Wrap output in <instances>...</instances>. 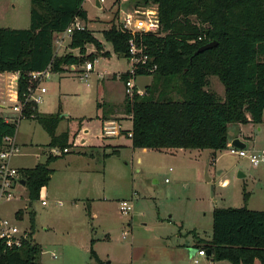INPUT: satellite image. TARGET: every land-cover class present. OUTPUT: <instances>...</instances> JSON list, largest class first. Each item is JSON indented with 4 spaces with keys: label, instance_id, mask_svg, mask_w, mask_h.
<instances>
[{
    "label": "rangeland",
    "instance_id": "1",
    "mask_svg": "<svg viewBox=\"0 0 264 264\" xmlns=\"http://www.w3.org/2000/svg\"><path fill=\"white\" fill-rule=\"evenodd\" d=\"M134 3L135 0L128 2L129 6ZM82 6L87 14L88 28L107 42L100 30L110 27V19L116 22L120 1L98 0L97 4L96 0H84ZM117 9L118 14L114 15ZM29 11L30 0H0V26L27 28ZM64 48L58 55L71 51L67 46ZM127 68L126 57L113 54L98 57L94 71L88 73L86 80L79 77L81 67L77 64L74 71L67 66L61 71H51L41 83L47 91L42 94L38 110L43 113L60 110V115L65 116L56 131H68L69 152L48 164L51 173L46 185L50 190L46 205L38 199L29 207L27 190L22 186L11 190L14 196L11 200H0V217L19 228L29 230L28 212L34 210L32 235L42 248L40 264L94 263L89 252L91 241L102 261L112 260L108 264H204L208 261L205 255H196L197 263H193L188 248L174 244L190 243V230L194 228L208 235L212 206L245 205L250 209H264V166L255 168L259 174L256 178L255 169L244 158L230 155L226 149L218 151L215 161L204 170L208 149H201V154L196 156L193 150L167 155L152 149L125 147L118 155L105 156L103 146H89V141L96 142L103 137L96 114L124 103L123 82L111 73ZM104 70L108 74L103 79L98 78L97 72ZM150 78L140 75L136 82L143 88ZM207 89L223 95L222 84L213 75L209 76ZM3 101L0 102V115L16 117L10 106L13 102L9 98ZM80 117L87 118L86 143H81L83 137L78 133L75 135ZM111 118L121 119L115 115ZM130 126L129 120L121 124L122 128ZM235 126V123L228 124L229 137ZM261 127V133L247 141L248 147L264 150V113ZM105 138L108 142H117L113 137ZM49 139L47 131L36 120L18 119L16 141L20 151L11 157V165L32 167L45 162L50 154ZM128 140L122 134L119 141L128 143ZM91 148L93 155L89 154ZM238 170L244 172L243 181L237 177ZM223 179L227 182L221 186ZM243 188L248 191L247 202L241 201ZM53 199H60L62 205L54 203ZM119 199L132 200L133 212L121 214ZM88 204L92 217L85 208ZM18 209L22 210L21 218L15 216ZM123 230L127 231L126 237H122ZM52 253L57 257H52Z\"/></svg>",
    "mask_w": 264,
    "mask_h": 264
},
{
    "label": "trees",
    "instance_id": "2",
    "mask_svg": "<svg viewBox=\"0 0 264 264\" xmlns=\"http://www.w3.org/2000/svg\"><path fill=\"white\" fill-rule=\"evenodd\" d=\"M84 0H30L27 28L0 26V71L18 72V97L26 85L27 74L43 70L61 71L64 66L93 59L85 55V45L96 51L102 43L86 26L74 29L70 48L79 54H55L54 33L67 28L74 16L84 23ZM156 5L159 29L137 39L156 64L142 95L124 98L125 113L131 114L132 146L160 150L165 148L210 149L221 151L229 141L227 126L261 122L264 109V0H135V5ZM118 14V9L114 11ZM104 39L117 55L127 57L128 34L110 19ZM215 45L194 53L202 44ZM106 53V52H104ZM213 75L222 84L223 97L207 89ZM124 75L122 76V78ZM26 118L36 120L49 134L47 146L63 149L69 143L68 131L56 134L63 118L40 112L34 103L25 106ZM17 121L0 115V148L5 136H14ZM117 151H112L111 154ZM64 154V153H62ZM60 154V155H62ZM59 155L49 154L45 162L18 168L19 180L27 190L28 203L38 200L49 180L48 164ZM246 193H242L245 202ZM28 238L19 248L6 247L0 239V264H40V244L32 237L34 210H29ZM21 218L22 210L15 212ZM209 250L212 260L230 264L264 263V209L245 205L214 207L208 240L199 239L194 247ZM90 264H108L90 247Z\"/></svg>",
    "mask_w": 264,
    "mask_h": 264
},
{
    "label": "built area",
    "instance_id": "3",
    "mask_svg": "<svg viewBox=\"0 0 264 264\" xmlns=\"http://www.w3.org/2000/svg\"><path fill=\"white\" fill-rule=\"evenodd\" d=\"M120 5L123 1L119 0ZM120 14L117 16L116 24L118 28L128 34V55L127 62L128 68L123 72H116L113 75L123 82L125 96L129 99L134 95H142L144 90L137 87L136 78L138 72L146 71L151 73L156 68V64L152 62L151 57L146 52L142 44H138L137 39L147 33H156L159 29L156 5L149 3L147 5H135V3L126 8H119ZM85 25L78 16H74L67 28L61 32H56L54 35L55 54L64 45V39L70 38L74 29H84ZM77 64L68 65L69 70L74 71ZM80 78L85 79L90 71L93 70V61H85L81 66ZM51 72V67L48 65L43 70L31 71L27 74L26 85L22 91L21 98L18 97V72L0 71V86L3 84L8 87L6 92L7 97L13 103L10 105L12 111L16 113V117L5 116L6 121H17L20 118H26L25 106L28 103H34L36 106L42 100V94L47 91L46 87L41 83L44 78L48 77ZM124 77L122 78V76ZM5 94V93H4ZM0 99L2 102L5 100L3 92L0 88ZM0 101V102H1ZM119 124L114 120L106 121L101 126V134L103 136H113L120 132ZM131 135V132L128 134ZM230 140L226 144L228 154L244 158L251 167H258L264 164V150L262 149H248L237 148L230 145ZM20 151L19 146L14 140V136H5L3 145L0 148V200H11L14 196L11 190L18 184L19 175L18 169L10 164V159L13 155ZM69 152V147L60 149L58 147H51L50 154L60 155ZM41 204H47L45 198H40ZM61 204V201H58ZM119 212L123 215H128L132 211V203L127 200L119 201ZM29 230L19 228L16 224L0 217V239L3 240L6 247L19 248L22 246L24 240L28 238ZM127 231H123L122 237H126ZM196 255H205L203 249H196L195 254L191 256L193 263L197 262ZM52 257L56 258L57 255L52 253Z\"/></svg>",
    "mask_w": 264,
    "mask_h": 264
},
{
    "label": "crops",
    "instance_id": "4",
    "mask_svg": "<svg viewBox=\"0 0 264 264\" xmlns=\"http://www.w3.org/2000/svg\"><path fill=\"white\" fill-rule=\"evenodd\" d=\"M98 0H96V2H97ZM128 2H129V0L128 1H123V2H121V6H123L124 8H126V7H128L129 6V4H128ZM84 25L88 28V25H87V23L86 22H84ZM1 27H3V26H1ZM9 28H11V27H9ZM89 29V28H88ZM106 29V28H105ZM105 29H103V30H105ZM91 30V29H90ZM103 30H100L101 32L103 31ZM92 31V33H93V30H91ZM103 34V33H102ZM54 35H55V33H54ZM93 35L102 43V49L100 50V51H96V49H95V47H94V45L93 44H86L85 45V55H88V54H92L93 55V59H89L90 61H93V64L95 63V61L98 59V57H103V56H106V57H110L111 55H113V54H115L114 52H113V50H112V46H111V44L110 43H108V42H105V41H103L102 39H100V38H98L94 33H93ZM69 42H70V38L69 37H66L65 39H64V45H65V47L67 46V48H70L69 46H68V44H69ZM108 43V44H107ZM54 46H55V44H54ZM108 46V47H107ZM60 49H65L64 47L62 48H60ZM59 49V50H60ZM59 50H58V52H59ZM70 50L71 51H68V52H71V53H73V54H75V55H78L79 54V50L77 49V48H70ZM58 52H57V55H58ZM104 52H106V53H104ZM61 55V54H60ZM117 55V54H116ZM127 59V58H126ZM88 61V60H87ZM85 62V61H84ZM84 62L83 63H81V64H78V66H82V65H84ZM82 69V68H81ZM92 71H94V68H93V70ZM117 72H123V71H117ZM114 73H116V72H113V73H111V74H114ZM105 74H108V73H106V71L104 70V71H100V72H97V76H98V78H101V79H103L104 78V75ZM110 74V75H111ZM138 76H140V75H138ZM137 76V77H138ZM150 76V75H149ZM137 79V78H136ZM151 79V78H150ZM208 80H209V78H208ZM150 82V81H149ZM136 84H137V82H136ZM149 83H146L145 85H144V87L143 88H140L139 86H138V84H137V87L139 88V89H141V90H144L145 89V86L146 85H148ZM0 88H1V90H2V92H3V95H4V97H5V99L6 98H8L7 97V94H6V92H7V90H8V87L7 86H4L3 84L0 86ZM9 91V90H8ZM5 93V94H4ZM221 97H223V95H220V98ZM124 98H125V95H124ZM123 102H124V99H123ZM12 103V102H11ZM0 106H1V104H0ZM37 108H38V106H37ZM263 113H264V109H263V112H262V117H263ZM118 116V117H120L121 119H116V120H114V119H112L111 117L112 116ZM3 117H5V115H2ZM64 115H62V117H63ZM65 117V116H64ZM63 117V118H64ZM96 117H98L99 119H100V126H102V124L104 123V122H106V121H111V120H114L115 122H117L118 124H119V128H120V132H119V134H117V135H113V136H110V137H113V139H115V140H117V142H114V143H111L110 141L108 142L107 141V139L105 138V137H109V136H103L102 137V139H98L96 142H92V141H89V146H93L94 144H98L99 146H103V152H104V154H105V156L106 155H112L111 154V152L112 151H117L116 153H114V154H116V155H118L119 153H120V151H121V149H123V148H125V147H128V148H131L132 150H135V149H141V150H146L147 148H134L133 146H132V143H131V139L129 138V132H130V130H131V128H132V120H131V114H127V113H125V109H124V103L122 104V106H116V105H114L113 107H110V108H107V109H105V110H103L102 109V112L100 113V115H98V114H96ZM122 117L124 118H126V119H122ZM262 117H261V121H262ZM62 118V119H63ZM61 119V120H62ZM86 117H80L79 118V120H78V124H77V129H76V131H75V135H80V136H82L83 138L81 139V143H86L87 142V138H86V135L85 134H87L88 133V128H87V124H86ZM89 119H92V117H89ZM60 120V121H61ZM124 120H129V121H131V126L130 127H127V128H122L121 127V124H122V122L124 121ZM59 121V122H60ZM86 121V122H85ZM59 124V123H58ZM255 126H256V129H254L255 128ZM253 130H256V132H253ZM261 130H262V127H261V122H259V123H257V124H253V123H250V122H248V123H244V124H236V126L234 127V133L229 137V140H231V139H233L234 137H238L243 143H244V147L245 148H248V149H253V148H251L250 146L248 147L246 144H247V141H249L250 139L252 140V138L253 137H255V136H258L259 135V132L261 133ZM66 131V130H65ZM55 132H56V134H59V133H61V132H63V131H61V132H57L56 130H55ZM87 132V133H86ZM78 133V134H77ZM100 133H101V130H100ZM122 134L123 135H125L129 140H128V143H122V142H120L119 140H120V137L122 136ZM74 135V136H75ZM14 140H15V142L17 143V141H16V133H15V135H14ZM17 145H18V143H17ZM92 148L90 149V155H93V152H92ZM153 150V149H152ZM187 151V150H189L188 152H190L191 150H193V152L195 151V155L196 156H199V154H201L200 153V150L201 149H182V148H165V149H160V150H157V151H159V152H162V153H164V154H167V155H174V154H176V153H178V152H184V151ZM202 150H204V149H202ZM218 151H213V150H210V149H208V151H206V156H207V160H206V162H205V168H204V170H206V167H207V165L208 164H212L214 161H215V157H216V153H217ZM107 156V157H108ZM139 160V159H138ZM11 164V163H10ZM36 165V164H35ZM261 166H264V164H261ZM15 167V166H14ZM33 167V166H32ZM15 168H26V167H19V166H16ZM253 169H255L256 167H252ZM253 171H255L254 173H255V176H256V178H258L259 177V174H258V169H255V170H253ZM237 173H238V175H237V177H238V179H241L242 181L245 179V175H244V172L243 171H240V170H238L237 171ZM253 178H254V176H252ZM49 179H50V176H49ZM208 179H209V177H208ZM207 179V180H208ZM164 180H165V178H164ZM21 181H23V180H18V184L17 185H15V187H17V186H22L23 188H25V183H21ZM227 182V179H223V181H220V184H221V186H223V184L224 183H226ZM48 184V183H47ZM46 184V185H47ZM245 184V183H244ZM46 185L44 186V187H42L41 188V191H40V195H41V198L43 197V198H45L46 199V201L48 202V198L47 197H49V193H50V190H49V187H46ZM46 187V188H45ZM45 188V189H44ZM52 192V191H51ZM243 192H245L246 193V196H247V192L248 191H246V190H244V188L242 189V193ZM135 194V192L133 191L132 192V194H131V199L133 200V195ZM39 199H40V196H39ZM120 199H125V198H120ZM120 199H119V201H120ZM247 199L248 198H246L245 199V202H247ZM131 200V202H132V212H133V208H134V203H133V201ZM27 201H28V199H27ZM58 201H61L60 199H53V202L54 203H56V204H58V205H62V201H61V204H59V202ZM241 201H243L242 200V198H241ZM46 205V204H45ZM28 206L30 207V204L28 203ZM214 207H217V206H212V208H211V211H212V209L214 208ZM227 207V206H226ZM86 210H87V213L91 216V211H90V204H88L86 207ZM248 208V207H247ZM250 209V208H249ZM257 210V209H256ZM262 210V209H261ZM211 211H210V216H211ZM94 215V214H93ZM92 217V216H91ZM130 217L132 218L133 217V213H131L130 214ZM127 225H130V222H128L127 223ZM179 227H181V226H179ZM209 233H208V235H209V237L208 238H206L208 235H206V233L205 232H203V233H199L198 231H196L195 230V228L194 229H192V230H190V233H191V236H192V238H191V242L190 243H184V242H182V243H175L174 244V246H179L180 248H182L183 246H186L187 248H188V255L189 256H192V255H194L195 254V251H196V249H199V248H201L200 246L199 247H194V245L196 244V243H198V240L199 239H202V240H208L209 238H210V231H211V222H210V224H209ZM125 230V229H124ZM123 230V231H124ZM204 231V230H203ZM180 232V230H178V234H180L179 233ZM187 232V231H186ZM203 235V236H202ZM204 235H206V237L204 236ZM32 237H33V239H34V241L37 243V241L35 240V238H34V236L32 235ZM202 237H204V238H202ZM91 243H92V241L90 242V247H91ZM39 244V243H38ZM41 246V245H40ZM182 246V247H181ZM42 249V248H41ZM205 257L207 258V260L208 261H205V263L204 264H230L228 261H226V260H212L211 258H210V256H209V254L207 255V254H205ZM102 260V259H101ZM112 260H109L108 262H111ZM256 260H254L253 262H252V264H255L254 262H255ZM258 261V260H257ZM197 263V262H196ZM258 264H259V261H258Z\"/></svg>",
    "mask_w": 264,
    "mask_h": 264
},
{
    "label": "water",
    "instance_id": "5",
    "mask_svg": "<svg viewBox=\"0 0 264 264\" xmlns=\"http://www.w3.org/2000/svg\"><path fill=\"white\" fill-rule=\"evenodd\" d=\"M97 4H98V1H97ZM213 45H215V41H208L202 45H200L194 53H197V52H200L204 49H207V48H210L212 47ZM230 145L234 146V147H237V148H243L244 147V143L238 138V137H234L233 139L230 140ZM206 179H208V177L205 176ZM21 183H24V181H21ZM205 254H209V250H206L205 251Z\"/></svg>",
    "mask_w": 264,
    "mask_h": 264
}]
</instances>
